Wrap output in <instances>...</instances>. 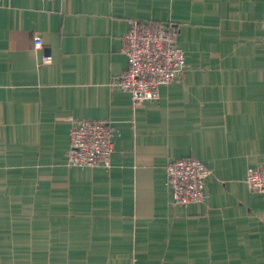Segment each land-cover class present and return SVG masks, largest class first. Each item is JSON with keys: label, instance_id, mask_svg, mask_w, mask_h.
I'll return each instance as SVG.
<instances>
[{"label": "crops", "instance_id": "crops-1", "mask_svg": "<svg viewBox=\"0 0 264 264\" xmlns=\"http://www.w3.org/2000/svg\"><path fill=\"white\" fill-rule=\"evenodd\" d=\"M130 19L185 52L157 99L115 83ZM263 22L264 0H0V264H264ZM71 118L110 122L108 168L67 164ZM183 157L201 202H172Z\"/></svg>", "mask_w": 264, "mask_h": 264}, {"label": "built area", "instance_id": "built-area-1", "mask_svg": "<svg viewBox=\"0 0 264 264\" xmlns=\"http://www.w3.org/2000/svg\"><path fill=\"white\" fill-rule=\"evenodd\" d=\"M264 30V22H263ZM174 25L130 19L122 38L121 51L126 57V70L115 81L130 95L132 102L157 99L163 83L180 81L186 71L185 52L176 43ZM264 44V35L262 36ZM42 37L34 35L33 46L40 49ZM48 61V55H42ZM67 164L74 167L108 168L113 151V128L107 120L70 119ZM166 183L172 191V202L184 205L201 202L207 196L205 179L210 170L198 159L183 157L165 165ZM246 184L251 190L264 192V167H249Z\"/></svg>", "mask_w": 264, "mask_h": 264}]
</instances>
